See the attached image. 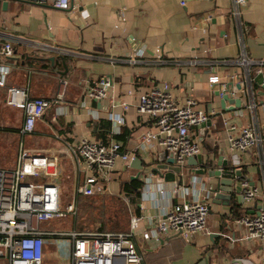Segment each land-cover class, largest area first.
<instances>
[{
    "label": "crops",
    "instance_id": "obj_1",
    "mask_svg": "<svg viewBox=\"0 0 264 264\" xmlns=\"http://www.w3.org/2000/svg\"><path fill=\"white\" fill-rule=\"evenodd\" d=\"M233 7L234 0H71L68 9L23 0L2 1L0 46L10 41L15 51L8 60L12 69L8 83L16 86L29 83L34 96L53 97L60 87L61 76L69 81L65 113L59 115L56 123L51 122V116L58 111L54 107L39 121L28 140L37 144L30 146L31 150L54 151L60 145L55 137L58 132L66 133L71 141L80 136L107 141L113 138L123 144L125 151L136 149L139 136L154 126L153 120L138 112V93L163 81L172 83L171 91L180 101L194 97L205 107L220 108V97L215 96L218 86L213 89L208 82L210 62L234 59L243 49L250 58L264 59V0H248L241 6L243 28ZM53 56L56 57L53 62L47 59ZM131 58L137 61L130 62ZM192 58L199 60L198 65L188 63ZM101 79L109 81L108 97L85 99L90 84ZM253 87L254 109L244 107L239 114L231 110L225 115L238 128L257 120L264 134V82L255 81ZM6 96L7 89L0 87L1 123L12 127L17 124L21 128L23 111L6 105ZM124 102L130 104L129 109H123ZM110 112L124 117L121 132L114 136H111ZM221 117L212 126H206L204 133L202 127L196 130L202 140L204 158L211 154L214 158L211 166L219 168V155L225 154L229 163L244 169L245 178L264 192V166L259 150L230 152ZM209 146H217L218 155L209 152ZM136 150V156L143 161L138 178L144 185L135 210L152 218L142 228H153L164 212L166 200L157 202L142 192L144 178L153 174L151 186L164 190L172 188L177 181L160 182L159 177L165 176L169 169L154 170L157 164L168 162L163 148L156 145ZM7 158H2L0 167H11L6 165ZM63 158L61 175L67 166L73 168L76 176L74 162L66 156ZM196 166L207 167L188 162L189 170ZM129 168L118 160L115 177L124 173L134 178L135 171ZM210 184L216 186L217 179L211 178ZM118 186L119 180L115 178L110 188ZM236 195L233 194L228 204L213 201L210 205L209 226L213 233L220 234L218 237L195 233L188 240L180 236L167 240L175 235L172 233L160 241H145L138 235L145 264H203L204 258L211 264H264V243L243 238L245 231L234 225L237 216L231 208L237 203L244 213L255 214L264 208V201L240 202Z\"/></svg>",
    "mask_w": 264,
    "mask_h": 264
},
{
    "label": "built area",
    "instance_id": "obj_2",
    "mask_svg": "<svg viewBox=\"0 0 264 264\" xmlns=\"http://www.w3.org/2000/svg\"><path fill=\"white\" fill-rule=\"evenodd\" d=\"M23 1L53 5L59 9H68L71 5V0ZM247 1L234 0L233 9L239 18L240 27L244 25L240 8ZM14 55L10 41L0 46V87L7 89L6 105L23 111L16 164L13 167H0V264H144L142 247L136 239L138 235L145 241H160L178 232L184 240L190 239L195 233L211 235L210 205L220 190L210 184L212 177L208 172L200 174L197 170L202 167L205 171L216 169L211 166L214 158L211 154L205 156L203 165L207 167L196 166L192 170L188 169V159L204 153L202 140L196 135V130L210 120L213 125L219 115L225 124L224 134L230 152H248L256 148L264 166V134L257 120L238 128L225 115L226 110L222 107H205L194 97L180 101L171 91L172 83L163 81L161 85L137 92L138 112L153 120L154 126L139 136L136 149L155 148L157 145L165 150L167 157H174L175 164L180 167L177 184L169 190L159 187L154 189L150 180L153 174L145 175L142 192L157 202L166 200L164 212L155 226L142 228V224L146 220L152 222V218L136 212L131 215L128 230L125 231L92 232L45 227L50 221H65L66 218L75 217L81 196L111 193L110 185L117 178L115 169L118 160L129 167L137 157V150L125 151L123 144L113 138L104 141L80 136L71 141L68 135L59 132L55 133V137L60 145L54 151L47 153L28 150L24 138L36 131L39 121L44 120L54 107L58 111L51 116V122L56 123L59 115L65 113L64 101L69 81L61 76L60 87L53 97L34 96L29 83L10 85L8 78L12 69L8 60ZM129 61L137 60L131 58ZM188 63L198 65L199 60L192 58ZM223 66L227 69L223 70ZM210 67L208 82L213 89L218 86V96L222 97L226 92L232 98L242 99V106L235 108L236 114L244 107L254 109L253 85L255 76L264 74V59L250 58L243 49L234 59L211 61ZM108 86L107 79L91 83L85 91V99L107 98ZM244 98L249 99L250 103L245 104ZM121 105L124 110L130 108L128 102ZM227 106L231 105L227 103ZM109 117L113 121L111 136L119 134L124 124L123 114L110 112ZM63 156L70 158L76 166L74 197L68 203L64 202L61 194ZM237 170H241V167L233 165V171ZM237 178L242 187L244 202L252 203L258 199L264 201V192L257 186L245 177ZM139 207L141 210L142 204ZM233 223L237 228L244 229V239L264 243V208L255 214L244 213L235 218ZM54 246L57 248L55 254ZM50 258L54 263L49 262Z\"/></svg>",
    "mask_w": 264,
    "mask_h": 264
},
{
    "label": "rangeland",
    "instance_id": "obj_3",
    "mask_svg": "<svg viewBox=\"0 0 264 264\" xmlns=\"http://www.w3.org/2000/svg\"><path fill=\"white\" fill-rule=\"evenodd\" d=\"M14 113L17 110L11 108ZM1 126H8L1 123ZM18 128L19 125H14ZM31 135H27L24 138L26 148L31 150L30 146H37L36 142L28 141ZM21 136L13 132H0V165L2 158L8 157L6 165L13 167L16 160V155L19 151V143ZM209 143V142H207ZM33 151V150H31ZM34 152V151H33ZM3 164V163H2ZM67 167V166H66ZM65 167V168H66ZM63 170L61 181V194L65 203H68L74 197V187L76 182V176H74L73 168L69 167ZM124 174V173H123ZM121 174L122 180H129L126 175ZM113 183V182H112ZM111 183V184H112ZM114 186V184H113ZM114 189V188H113ZM107 195L96 194L93 197H84L82 201H79L78 213L73 218H66L65 221L61 219L50 221L45 224V227L50 229H58L59 227L72 228L73 230L80 231H92L101 230L100 227H104L106 231L128 230L130 224V218L133 213H136L135 204H132L130 196L121 192V186L113 190ZM125 196V197H124ZM129 197V198H128ZM128 198V199H127ZM87 201L88 207H84V203ZM56 243V240H55ZM54 254L57 252V248L54 246ZM50 263H54L53 259H49Z\"/></svg>",
    "mask_w": 264,
    "mask_h": 264
},
{
    "label": "water",
    "instance_id": "obj_4",
    "mask_svg": "<svg viewBox=\"0 0 264 264\" xmlns=\"http://www.w3.org/2000/svg\"><path fill=\"white\" fill-rule=\"evenodd\" d=\"M55 56L49 57L47 59L51 60L52 62L55 60ZM255 80L257 82H264V74H260L255 76ZM219 95V91L217 90L215 92V96ZM221 100V107L222 109L226 111H231L235 110L236 107H241L242 106V99L240 97H235L232 98L229 96L228 93H224L222 97H220ZM227 103H229L231 106H227ZM212 122L211 120L208 121L206 124L202 125L201 128V133H204L205 127L206 126H211ZM189 164H197V163H203L204 162V155H198L195 157H190L188 159ZM143 166V161L137 157L133 159L129 165V170L131 172H134L133 177L138 178V170L141 169ZM218 167L216 169H211L208 171H205V169L202 167L198 173H206L208 172V175L212 178L217 179V184H216V189L220 190V192L216 195V198L213 200L216 203H219L220 201H225L224 203L228 204L229 201L231 200L232 196L234 193H236V199L238 201H244V197L242 194V187L241 184L239 183L238 178L236 179L237 176L243 177V172L241 170L233 171V165L229 163V159L225 158V154H220L219 155V160H218ZM160 168H168L169 171L165 174V176H160L159 181L160 182H165V181H177L178 180V174H180V167L175 164V158L174 157H169L168 162L165 165H159L157 164L154 167L155 171H159ZM238 180V181H237ZM220 234L219 233H212L211 237H218ZM179 237L180 232L175 233V235L167 237V240L170 239L171 237ZM166 240V241H167ZM203 264H211L209 263L207 258H204L202 261Z\"/></svg>",
    "mask_w": 264,
    "mask_h": 264
},
{
    "label": "trees",
    "instance_id": "obj_5",
    "mask_svg": "<svg viewBox=\"0 0 264 264\" xmlns=\"http://www.w3.org/2000/svg\"><path fill=\"white\" fill-rule=\"evenodd\" d=\"M1 130L5 131V132H13L15 134H20L19 133L20 128H15L12 126H1L0 132H1ZM103 140L107 141L106 138H104ZM208 151L212 152L213 154L218 155V153H217L218 147L217 146L216 147L209 146ZM241 171L243 172V177H245L246 171H244V169H241ZM117 179L119 180V185L121 186V192L127 193L130 196V200L132 201V204H137L139 202V199L141 196V190H142V187L144 185L143 180L141 178H135L134 179V178L129 177V180L124 181V180H122V176H118ZM100 195H107V194H100ZM93 196H95V195H93ZM93 196H91V197H93ZM84 197H89V196H81L79 201H82V198H84ZM83 205L85 208H87L88 207L87 201H85V203ZM231 208H233L232 212L237 217L245 212L244 209H243L244 211L242 209H240V206L237 203H233ZM100 229L103 231H106L104 227H100ZM144 264H145V257H144Z\"/></svg>",
    "mask_w": 264,
    "mask_h": 264
}]
</instances>
